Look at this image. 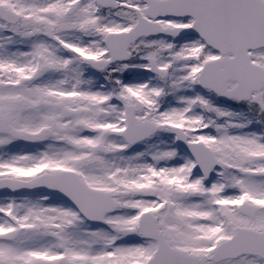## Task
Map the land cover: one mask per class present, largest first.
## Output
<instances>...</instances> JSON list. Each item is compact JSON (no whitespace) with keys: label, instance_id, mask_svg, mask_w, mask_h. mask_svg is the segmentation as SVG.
I'll list each match as a JSON object with an SVG mask.
<instances>
[{"label":"snow or ice","instance_id":"6c2138e0","mask_svg":"<svg viewBox=\"0 0 264 264\" xmlns=\"http://www.w3.org/2000/svg\"><path fill=\"white\" fill-rule=\"evenodd\" d=\"M0 264H264V0H0Z\"/></svg>","mask_w":264,"mask_h":264}]
</instances>
